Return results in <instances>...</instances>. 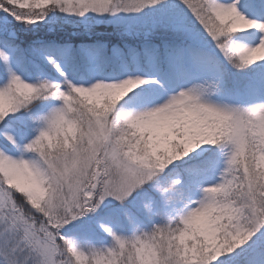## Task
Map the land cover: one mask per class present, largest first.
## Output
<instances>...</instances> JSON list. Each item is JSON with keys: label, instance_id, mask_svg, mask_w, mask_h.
Instances as JSON below:
<instances>
[{"label": "snow or ice", "instance_id": "obj_1", "mask_svg": "<svg viewBox=\"0 0 264 264\" xmlns=\"http://www.w3.org/2000/svg\"><path fill=\"white\" fill-rule=\"evenodd\" d=\"M0 264H264V0H0Z\"/></svg>", "mask_w": 264, "mask_h": 264}]
</instances>
